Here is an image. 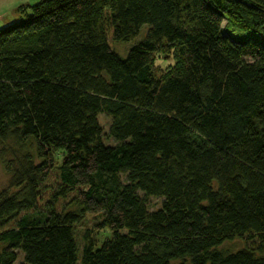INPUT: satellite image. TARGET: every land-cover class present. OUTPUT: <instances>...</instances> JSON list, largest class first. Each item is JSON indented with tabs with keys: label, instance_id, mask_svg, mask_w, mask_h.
Wrapping results in <instances>:
<instances>
[{
	"label": "trees",
	"instance_id": "trees-1",
	"mask_svg": "<svg viewBox=\"0 0 264 264\" xmlns=\"http://www.w3.org/2000/svg\"><path fill=\"white\" fill-rule=\"evenodd\" d=\"M16 11L0 28V144L34 150L0 192V264L18 250L23 264H264V0ZM86 214L110 236L79 248ZM237 238L249 246L220 249Z\"/></svg>",
	"mask_w": 264,
	"mask_h": 264
},
{
	"label": "rangeland",
	"instance_id": "rangeland-1",
	"mask_svg": "<svg viewBox=\"0 0 264 264\" xmlns=\"http://www.w3.org/2000/svg\"><path fill=\"white\" fill-rule=\"evenodd\" d=\"M22 0H0V9L7 10V14L4 18L1 19L3 23L0 24V28H3L7 26L10 23L17 22L20 19V16L18 12L14 9L15 4L21 2ZM40 0H30V4H35L39 2ZM148 30V25L142 26L140 29V33L132 38L129 41L125 42H117L115 44V50L116 52L123 58L127 56V53L129 49L134 46L138 41L141 39H144ZM164 55L160 57V59L157 61V64H160L163 68H167L169 64L173 63V60L165 59L163 60ZM162 68V69H163ZM99 122L102 127V135H103V141L107 145H114L115 140L110 135V125L111 120L108 116L105 114L99 115ZM33 141L27 142L25 144H19L14 139H9L8 141L0 144V192L4 189L9 188L10 181L12 177V173L9 169L10 164H17L18 158L26 153H33ZM142 195V193H140ZM162 206V199L152 197L148 201V208L150 211H155ZM101 221V217L86 214L82 218L81 224L77 225L75 228V236L78 242L79 248H82L85 242V237L88 234L94 242L100 243L103 240H105L108 236H110V233L106 230L100 231L97 230V222ZM249 241L246 239L237 238L232 241L225 242L220 249L225 252H235L237 250H241L245 247L249 246ZM258 243L256 245L258 246ZM256 246V247H257ZM1 247V246H0ZM18 259L14 264H23L24 263V256L23 253L18 250Z\"/></svg>",
	"mask_w": 264,
	"mask_h": 264
},
{
	"label": "crops",
	"instance_id": "crops-1",
	"mask_svg": "<svg viewBox=\"0 0 264 264\" xmlns=\"http://www.w3.org/2000/svg\"><path fill=\"white\" fill-rule=\"evenodd\" d=\"M29 1H30V0H22L21 2L15 4L13 10H15V9L17 10V8H18L20 5H23V4H30ZM6 14H7V10H2V9H0V24L3 23V22L1 21V19L4 18V17L6 16Z\"/></svg>",
	"mask_w": 264,
	"mask_h": 264
}]
</instances>
